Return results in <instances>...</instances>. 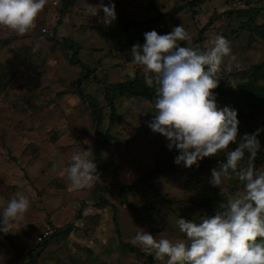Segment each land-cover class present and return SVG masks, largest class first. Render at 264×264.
Here are the masks:
<instances>
[{"label": "rangeland", "instance_id": "rangeland-1", "mask_svg": "<svg viewBox=\"0 0 264 264\" xmlns=\"http://www.w3.org/2000/svg\"><path fill=\"white\" fill-rule=\"evenodd\" d=\"M52 1L39 13L36 27L25 34L0 27V210L17 192L30 200L24 217L0 232V264H23V259L28 263L25 253L34 235L46 224L62 229L68 222V232L62 230L36 250L35 264H149L144 254L117 246L112 206L121 240L141 252H151L133 242L142 230L158 239H187L179 231L178 218L199 222L244 191L235 174L222 178L218 187L209 183L211 170H219L226 158L224 151L201 169L175 164L177 153L148 127L155 99L124 95L114 102L112 141L93 152L99 157L100 185L118 193L122 186L135 184L128 189L127 201L102 193L105 201L97 203L94 185L72 189L63 169L74 153L93 150L105 134L110 111L106 89L127 79L145 81L143 67L131 60V47L144 43L145 32L165 34L182 24L195 41L212 18L198 44L209 48L210 39L223 35L235 56L234 61L225 57L221 64L217 88L240 87L260 65L258 73L264 75V0H201L175 14L170 10L191 0H111L116 19L107 25L98 9L110 0H58L57 5ZM157 16L160 20L153 21ZM65 38L76 44L85 71L70 60ZM257 79V86L264 87V77ZM216 98L218 107L237 110L240 135L264 127V103L233 106L237 99ZM258 139L262 149L252 161L245 154L238 169L251 163L257 172L264 171V132ZM236 146L230 143L228 148ZM140 205L147 208L148 223H141L134 210ZM157 262L167 264V258Z\"/></svg>", "mask_w": 264, "mask_h": 264}, {"label": "clouds", "instance_id": "clouds-1", "mask_svg": "<svg viewBox=\"0 0 264 264\" xmlns=\"http://www.w3.org/2000/svg\"><path fill=\"white\" fill-rule=\"evenodd\" d=\"M47 2L0 0V27L25 34L36 27ZM98 10L103 12L104 24L116 19L111 0L108 5L101 2ZM209 43V48L195 43L182 24L165 34L151 30L144 33L142 45H132L131 60L143 67L146 85L155 89L154 115L148 127L165 137L166 148L177 153L173 162L198 167L199 161L223 150L226 158L219 170H211L209 183L218 187L222 178L235 174L244 191L221 205L222 211L199 222L178 218L179 231L187 239H158L142 230L133 242L154 252L157 260L166 257L167 264H264V171L257 172L251 163L238 169L245 154L252 161L262 149L258 136L264 127L240 135L237 110L218 107L212 90L218 87L225 57L234 61L235 56L223 35ZM230 143L237 145L234 150L228 148ZM93 153L91 148L74 153L63 169L72 189L91 188L96 181ZM29 206V198L20 192L7 200L0 210V232L14 227Z\"/></svg>", "mask_w": 264, "mask_h": 264}, {"label": "trees", "instance_id": "trees-1", "mask_svg": "<svg viewBox=\"0 0 264 264\" xmlns=\"http://www.w3.org/2000/svg\"><path fill=\"white\" fill-rule=\"evenodd\" d=\"M201 0H191L187 3H185L183 6H178V7H174L172 10H170L169 14H175L177 12H179L182 8H184L185 6H187L188 4H193L196 2H200ZM71 3V2H70ZM69 3V4H70ZM68 6V1H65V7ZM258 10V9H255ZM160 20V16H157L153 19V21L157 22ZM212 22V18H209V21L207 22L206 25H204L202 28L199 29L198 32V36L196 38V40L194 41L195 43H199L204 39V32L205 30L208 28V26L211 24ZM264 38V32H263V37ZM64 46L71 51V58L70 60L73 62H76L77 65H79L81 67V71H85V66L82 62L79 61V59L77 58V46L74 43V41H69L68 39H64L63 41ZM262 70L261 65L257 66L253 69V78L250 77V79H248V81H246L243 85H241L240 87L236 88V89H225L223 87H219L217 89H214V92L220 96V97H229V98H234L237 99L238 101H236L233 106H240V104L247 102L248 104H256V103H264V87H260L257 86L256 81L258 80L257 77H260V79H263L264 75L262 74V71H260V73H258V70ZM86 75V74H85ZM254 79V80H253ZM76 85H78V82H75ZM124 95H129L132 97H142V98H146V99H150V98H156V94H155V89L150 88L146 85L145 81L143 80H138V79H134V80H130L127 79L125 81H121L118 83L113 84L112 86L108 87L106 89L105 92V96L110 108L109 111V115H108V119H109V124L107 127V130L105 132V134L97 139L94 142L93 145V151L99 146V145H104V144H108L112 141V136L110 135L109 129L115 124L116 122V118H117V114H116V109L114 106V102L115 99L119 96H124ZM83 96V95H81ZM83 98V97H82ZM240 117V116H239ZM237 116V118H239ZM220 156V155H219ZM218 155H213V156H209L207 158H204L202 161H200L199 166L197 167L196 165H193L195 169H201V167H204L205 165H207L210 162H215L218 158ZM262 158L264 159V152L261 153ZM94 157H95V163L97 165V171H98V162H99V157H98V153H94ZM195 171V170H194ZM97 175V173H96ZM94 188L97 194V197L95 198V202H99V200L105 201V198L102 195V193H107L110 194L112 197H120L122 199H124L125 201H127V192L128 189L133 188L135 186V184L132 185H125L122 186L121 190L116 193L111 191L110 189H108V187L104 186V185H100L98 183V179H96V181L94 182ZM127 203V202H126ZM129 205V203H127ZM134 210L138 213V218L141 217L142 219L140 220L141 223H148L149 222V218L147 219V208L143 205H140L138 207H134ZM112 220L114 222V232L118 238V243L117 246H122L123 248H125L126 250H128L129 252H133V253H142L146 256V260L149 264H160L157 262V260L154 258L153 254L151 252H141L140 248L132 245L128 242L122 241L121 240V233L119 230V225L117 222V218H116V208L113 205L112 206ZM146 215V216H145ZM72 226L71 222H68L66 224L65 227H63L61 229V227H57L55 232L50 235V237H48L47 239L43 240V241H37L36 240V235L39 233V231L36 233V235H34V239H33V244L30 247V249L25 253V259L28 260V263H25L24 259H23V264H35V255L37 254L36 250L42 249L47 243L48 241L52 240L53 238H55L56 236L60 235L61 231L66 229V232L69 231L70 227Z\"/></svg>", "mask_w": 264, "mask_h": 264}, {"label": "built area", "instance_id": "built-area-1", "mask_svg": "<svg viewBox=\"0 0 264 264\" xmlns=\"http://www.w3.org/2000/svg\"><path fill=\"white\" fill-rule=\"evenodd\" d=\"M53 5L58 4V0L52 1ZM56 230V226L53 224H46L42 229H40L39 233L36 235V240L37 241H43L50 237Z\"/></svg>", "mask_w": 264, "mask_h": 264}]
</instances>
